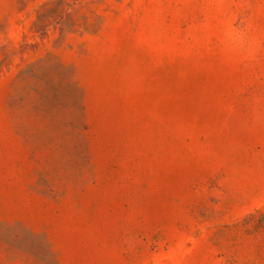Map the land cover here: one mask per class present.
<instances>
[{"label":"rangeland","instance_id":"obj_1","mask_svg":"<svg viewBox=\"0 0 264 264\" xmlns=\"http://www.w3.org/2000/svg\"><path fill=\"white\" fill-rule=\"evenodd\" d=\"M0 264H264V0H0Z\"/></svg>","mask_w":264,"mask_h":264}]
</instances>
